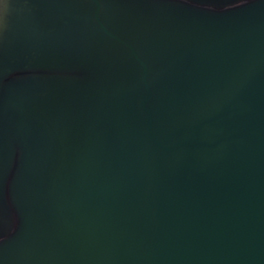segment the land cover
I'll list each match as a JSON object with an SVG mask.
<instances>
[{
    "label": "water",
    "instance_id": "1",
    "mask_svg": "<svg viewBox=\"0 0 264 264\" xmlns=\"http://www.w3.org/2000/svg\"><path fill=\"white\" fill-rule=\"evenodd\" d=\"M0 264H264V0H0Z\"/></svg>",
    "mask_w": 264,
    "mask_h": 264
},
{
    "label": "flooded vegetation",
    "instance_id": "2",
    "mask_svg": "<svg viewBox=\"0 0 264 264\" xmlns=\"http://www.w3.org/2000/svg\"><path fill=\"white\" fill-rule=\"evenodd\" d=\"M243 3V2H242Z\"/></svg>",
    "mask_w": 264,
    "mask_h": 264
}]
</instances>
